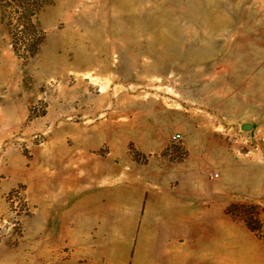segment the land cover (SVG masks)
<instances>
[{
	"label": "rangeland",
	"instance_id": "rangeland-1",
	"mask_svg": "<svg viewBox=\"0 0 264 264\" xmlns=\"http://www.w3.org/2000/svg\"><path fill=\"white\" fill-rule=\"evenodd\" d=\"M261 136L264 0H0V264H264Z\"/></svg>",
	"mask_w": 264,
	"mask_h": 264
},
{
	"label": "built area",
	"instance_id": "built-area-1",
	"mask_svg": "<svg viewBox=\"0 0 264 264\" xmlns=\"http://www.w3.org/2000/svg\"><path fill=\"white\" fill-rule=\"evenodd\" d=\"M180 137H181L180 134H175V135L173 136V138H174L175 140H179ZM260 142H264V136H261V138H260ZM255 148H257V149L259 148L257 144L255 145Z\"/></svg>",
	"mask_w": 264,
	"mask_h": 264
},
{
	"label": "water",
	"instance_id": "water-1",
	"mask_svg": "<svg viewBox=\"0 0 264 264\" xmlns=\"http://www.w3.org/2000/svg\"><path fill=\"white\" fill-rule=\"evenodd\" d=\"M243 128L246 130L252 129V124L251 123H245V124H243Z\"/></svg>",
	"mask_w": 264,
	"mask_h": 264
}]
</instances>
